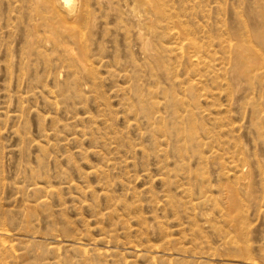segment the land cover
<instances>
[{"label":"rangeland","instance_id":"obj_1","mask_svg":"<svg viewBox=\"0 0 264 264\" xmlns=\"http://www.w3.org/2000/svg\"><path fill=\"white\" fill-rule=\"evenodd\" d=\"M51 14L0 0V264H264V0Z\"/></svg>","mask_w":264,"mask_h":264},{"label":"bare ground","instance_id":"obj_2","mask_svg":"<svg viewBox=\"0 0 264 264\" xmlns=\"http://www.w3.org/2000/svg\"><path fill=\"white\" fill-rule=\"evenodd\" d=\"M38 4L43 5L50 13L52 17L43 18L45 22L48 21V26L51 30L57 27L62 28L65 22L74 20L75 22L82 18H87V0H36ZM61 3V4H60ZM61 5V6H60ZM63 5V6H62ZM59 6V7H58ZM38 7V6H37ZM40 7V6H39ZM39 7L32 13L35 16V20H39L43 16L40 15L43 12ZM32 16V15H31ZM43 21V22H44ZM68 23V22H67ZM38 24V23H37ZM46 25V26H47ZM75 30L72 31V35L78 34ZM79 36V35H77ZM241 49V48H238ZM246 57L245 48L241 52ZM245 59H249V56Z\"/></svg>","mask_w":264,"mask_h":264}]
</instances>
